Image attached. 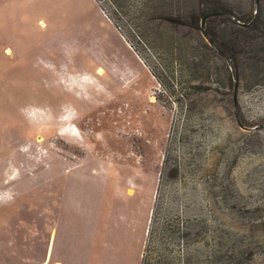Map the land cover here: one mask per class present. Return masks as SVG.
I'll return each instance as SVG.
<instances>
[{
	"label": "rangeland",
	"instance_id": "obj_1",
	"mask_svg": "<svg viewBox=\"0 0 264 264\" xmlns=\"http://www.w3.org/2000/svg\"><path fill=\"white\" fill-rule=\"evenodd\" d=\"M184 32L198 74L162 84L97 0H0V264H142L160 201L198 219L191 264H264V86L240 126Z\"/></svg>",
	"mask_w": 264,
	"mask_h": 264
},
{
	"label": "trees",
	"instance_id": "obj_2",
	"mask_svg": "<svg viewBox=\"0 0 264 264\" xmlns=\"http://www.w3.org/2000/svg\"><path fill=\"white\" fill-rule=\"evenodd\" d=\"M252 0H250L251 2ZM256 1V0H255ZM101 9L121 32L125 40L145 61L151 73L165 84L169 72L173 80L180 77L179 65L187 66L198 74V55L188 56L182 61L183 49L193 41L184 30H198L203 40L201 49L208 55L213 49L214 58L210 64L215 71V84L219 90L231 93V103L236 111V120L244 128H253L239 115L236 94L243 88L250 91L264 86V0L259 9L254 3L246 7L237 0H97ZM169 27L181 29L169 31ZM171 45V49L168 48ZM198 54V47L195 48ZM180 55V58H174ZM166 60H170L166 63ZM159 61L160 69L153 67ZM207 63V62H206ZM196 79V78H194ZM191 78L188 88H206ZM178 86V83H174ZM176 100L186 108L192 98H185L176 89ZM183 120V121H182ZM179 122L188 127L190 115L186 114ZM168 165H172L166 159ZM179 170L177 163L173 166ZM161 202V201H160ZM159 202V203H160ZM157 205L146 245L142 264H191L188 249V233L197 218H187L181 214L167 219ZM179 250V251H178ZM198 264V263H197Z\"/></svg>",
	"mask_w": 264,
	"mask_h": 264
},
{
	"label": "water",
	"instance_id": "obj_3",
	"mask_svg": "<svg viewBox=\"0 0 264 264\" xmlns=\"http://www.w3.org/2000/svg\"><path fill=\"white\" fill-rule=\"evenodd\" d=\"M260 0L255 1V10L257 11L259 9ZM256 128H264V123L258 125Z\"/></svg>",
	"mask_w": 264,
	"mask_h": 264
},
{
	"label": "bare ground",
	"instance_id": "obj_4",
	"mask_svg": "<svg viewBox=\"0 0 264 264\" xmlns=\"http://www.w3.org/2000/svg\"><path fill=\"white\" fill-rule=\"evenodd\" d=\"M101 71V73H102V70H100Z\"/></svg>",
	"mask_w": 264,
	"mask_h": 264
}]
</instances>
